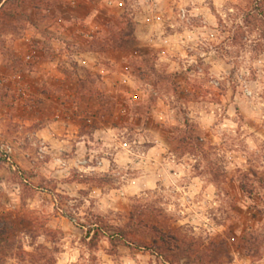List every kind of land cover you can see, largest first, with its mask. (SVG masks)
I'll return each mask as SVG.
<instances>
[{
    "label": "clouds",
    "instance_id": "9594fccd",
    "mask_svg": "<svg viewBox=\"0 0 264 264\" xmlns=\"http://www.w3.org/2000/svg\"><path fill=\"white\" fill-rule=\"evenodd\" d=\"M60 2L73 8L80 4L87 6L81 15L74 14L67 20L57 17L53 30L61 34L65 28L74 26L82 40L91 41L103 36L108 45L118 42L129 32L136 41H141L151 37L159 39L179 31L187 38L183 43L188 46L175 55L177 63L194 65L198 56L210 58L208 74L217 83L206 82L203 71L195 77L189 75V81L199 87L190 102H184L170 90L166 95H158L159 82L155 75L148 73L160 72V61L153 63L116 47H101L94 52L80 53L83 66L95 64L99 71L109 76L110 83L106 81L109 90L138 97L132 106L147 111L157 123L182 130L185 128L184 121L188 120L200 133L210 135L201 152L185 153L180 158L179 167L160 162L153 164L146 187L152 190L151 199L160 197L156 204L162 210L163 217L183 229L185 242L191 244L202 257L210 251L214 238H230L234 247L227 264H251L241 258L242 253L237 249L246 237L252 235L256 237L261 255L256 264H264V219L255 222L249 219L251 212L264 213V54L257 58L250 49L242 51L228 47L231 55L211 59L216 56L214 51H197L195 45H189V41L204 43L214 36L219 37L215 40L219 44L230 37L231 31L228 30H234V26L244 31L249 45L254 43L258 31L245 24V16L257 15L264 20V0H194V10L190 15L201 18V25L195 32H190L184 21L178 19L182 15L180 9L193 4V0ZM3 3L4 0H0V5ZM174 8L177 10L173 11ZM41 13L44 19L39 31L27 25L25 35L0 33V67L11 63L7 52L24 55L22 40L36 37L43 41L46 38L41 33L50 24L48 11L42 9ZM104 17L108 18L107 22H103ZM221 31L223 35H220ZM24 59L26 62L28 57ZM72 59L78 57L74 55ZM168 59L172 61V57ZM165 70L175 73L181 69ZM19 136L14 121H0V141L14 142L15 153L23 159L29 153L18 147L23 142L22 137L17 138ZM31 147L34 150L38 145ZM122 149L127 153L128 145H122ZM42 151L49 149L45 147ZM126 158L114 162L125 172L133 168L131 161L123 162ZM60 165L61 161L56 159L40 175L60 183L56 191L65 197H72L65 201V207L72 211V220L60 215L63 209L54 211L56 205L53 202L46 203L29 191L25 187L28 180L18 178L13 171H0V214H26L34 222L31 235L20 232L12 238V249L6 256L0 253V264H43V261H34L33 255L39 251L52 252L54 245L49 231L57 234V240L63 237L60 254L52 253L57 264H96L97 260L99 264H112V259L104 255L111 248L107 239L101 241L99 250L90 251L79 244V235L74 226L80 221L87 222L92 216L104 217L112 224L118 223L114 217L121 208L116 201L121 200L125 204L131 202L124 195L127 189L120 184L124 177L117 174L119 178L111 187L93 188L81 175L85 182L77 184L76 189H83L84 192L78 195V191L64 190L63 179L71 174L66 168L57 173L55 169ZM139 167V164L135 165V168ZM107 170L106 167L102 169ZM90 171L88 168L79 169L81 174ZM36 180H39V175ZM141 192L142 189L131 195L140 197ZM233 208L243 209V213L234 212ZM144 261V257L138 256L136 261L129 259L125 264H144Z\"/></svg>",
    "mask_w": 264,
    "mask_h": 264
},
{
    "label": "rangeland",
    "instance_id": "374dc122",
    "mask_svg": "<svg viewBox=\"0 0 264 264\" xmlns=\"http://www.w3.org/2000/svg\"><path fill=\"white\" fill-rule=\"evenodd\" d=\"M78 6L86 8L83 4ZM42 9H47L50 21L49 27L41 33L46 38L43 41L36 37L22 40L21 44L25 46L24 55L7 52L11 63L0 67V121L15 122L17 131L20 132L17 138L22 137L23 141L18 147L29 153L20 159L15 153L14 142L0 141V171H13L18 178L28 180L29 183L25 187L44 202H53L56 205L54 211L63 209L60 215L68 220L74 217L72 211L65 207V201L72 197H65L56 191L60 183L40 175L48 164L56 159L61 161L55 171L59 173L66 168L71 174L63 179L64 190L78 191V195L84 192L83 189H76L77 184L85 182L81 175L93 188L111 187L119 176H123L124 180L120 181V184L127 189L124 195L128 196L131 202L125 204L121 200L116 201L121 208L114 217L118 223L112 224L106 218L105 220L112 225L124 226L129 221V213L132 212L136 218V233L130 235L133 240L148 244L149 238L154 237L148 225H153L163 234L176 235L184 243L179 251L160 249L152 252L149 249L124 245L111 247L104 255L112 259V264H125L129 259L136 261L138 256L145 258L144 264H205V261L207 264H227L234 247L230 238H214L210 251L202 257L191 244L185 242L183 229L163 217L162 210L156 204L160 197L151 199L152 190L146 187L154 163L179 167L180 158L185 153L201 152L205 140L210 139V135L200 133L188 120L184 121L185 128L182 130L157 123L147 111L132 106L138 97L127 96L118 90H109V76L99 71L97 65L85 67L78 63V59H72L74 55L80 56V53L89 50L94 52L101 47H116L153 63L160 61L161 71L148 73L155 75L159 82L158 95H166L170 90L179 100L190 102L199 86L189 81V75L195 77L203 71L206 73V82H216L215 78L208 74L210 58L198 56L194 65L177 63L175 55L188 46L183 43L187 38L179 31L159 39L151 37L141 41H136L129 32L120 37L118 42H110L108 45L105 44L103 36L91 41L82 40L79 33L72 34L77 32L74 26L65 28V32L61 34L53 30L57 17L67 20L77 9L70 4L61 3L60 0H4L3 5H0V33L25 35L27 25L39 31V25L44 19ZM193 10L194 0L193 4L180 9L185 15L178 18L184 21L190 32H195L201 25L200 17L190 15ZM107 20V17L103 18V22ZM245 24L258 31L257 40L250 45L244 31L237 26H234V30H228L231 31L230 37L221 40L219 44L215 43L219 37L214 36L204 43L189 41V45H195L197 51H214L216 56L211 59H223L231 55L228 47L242 51L250 49L259 58L264 54V20L257 15H246ZM220 35H223V31ZM56 54L59 55L57 58ZM25 56L28 57L26 62ZM169 57H172L171 62ZM166 68L181 70L169 73ZM33 144L38 145L34 150L31 147ZM125 144L128 145L127 153L122 149ZM2 146L13 151L5 155ZM45 147L49 151H42ZM125 156L127 158L123 162L131 161L133 165L127 172L114 163ZM137 164L140 165L139 168H135ZM105 167L108 169L106 172L102 171ZM81 168L92 171L81 174ZM141 189L140 197L131 195ZM233 211L243 213V209L233 208ZM249 219L254 222L264 219V213L251 212ZM74 227L79 235V244L89 249L83 241L84 230L77 225ZM20 232L28 235L34 232V222L28 215L0 214V253L5 256L9 254L13 244L12 238ZM49 235L54 245L52 252L39 251L33 255V260L43 261V264H57L55 255L61 252L63 237L57 240V234L51 231ZM102 240L89 250H99ZM157 245L163 247L159 240ZM237 250L242 253L241 258L251 264H256L261 259L256 237L252 235L246 237ZM96 264H99L98 260Z\"/></svg>",
    "mask_w": 264,
    "mask_h": 264
},
{
    "label": "trees",
    "instance_id": "16d2710c",
    "mask_svg": "<svg viewBox=\"0 0 264 264\" xmlns=\"http://www.w3.org/2000/svg\"><path fill=\"white\" fill-rule=\"evenodd\" d=\"M134 216V213H129V221L124 226L109 224L104 217L99 216H92L86 223H78L77 226L84 230L83 241L89 249L96 246L101 239H107L108 244L114 248L118 245L127 247L136 246L138 248L149 249L152 252L160 249L168 251L171 249L177 251L182 249L181 247L184 244L182 239L171 233L163 234L153 225H148L150 233L154 234V237L149 238L148 244L139 240H133L130 235L136 233V218ZM157 240L163 244V247L157 245Z\"/></svg>",
    "mask_w": 264,
    "mask_h": 264
},
{
    "label": "crops",
    "instance_id": "0c3cea01",
    "mask_svg": "<svg viewBox=\"0 0 264 264\" xmlns=\"http://www.w3.org/2000/svg\"><path fill=\"white\" fill-rule=\"evenodd\" d=\"M86 8H84V7H79L78 5H77V7H76V12H75V15H81V14H83L85 11H86V9H87V6H85ZM60 27L61 28H63L64 26L63 25H60ZM65 30L66 29H64V32H65ZM74 33H78V30H77V32H73L72 34H74ZM58 44V43H57ZM58 48H56V50H57ZM87 52H92V51H87ZM59 55L58 54H56V58L58 57ZM78 57V63H80V56H77ZM94 65V64H93Z\"/></svg>",
    "mask_w": 264,
    "mask_h": 264
},
{
    "label": "built area",
    "instance_id": "2783aa9c",
    "mask_svg": "<svg viewBox=\"0 0 264 264\" xmlns=\"http://www.w3.org/2000/svg\"><path fill=\"white\" fill-rule=\"evenodd\" d=\"M184 15H185V13H184V11H182V17H184ZM215 83H217V82H215ZM2 148H3V146H2ZM3 150L5 152V155H7L9 153L10 148L5 146V148H3ZM166 264H171V263H166Z\"/></svg>",
    "mask_w": 264,
    "mask_h": 264
}]
</instances>
